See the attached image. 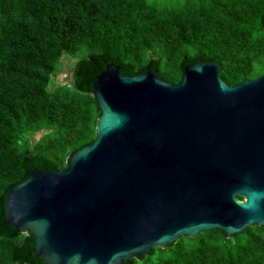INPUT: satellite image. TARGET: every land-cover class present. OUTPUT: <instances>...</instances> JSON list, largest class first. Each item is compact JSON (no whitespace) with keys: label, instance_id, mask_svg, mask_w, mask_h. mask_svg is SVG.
Returning a JSON list of instances; mask_svg holds the SVG:
<instances>
[{"label":"water","instance_id":"obj_1","mask_svg":"<svg viewBox=\"0 0 264 264\" xmlns=\"http://www.w3.org/2000/svg\"><path fill=\"white\" fill-rule=\"evenodd\" d=\"M88 56L76 86L96 100L95 137L65 168L23 156L24 176L0 196V233L30 234L13 258L130 264L183 235L264 226V70L227 84L200 54L172 83L156 58L130 73L105 52Z\"/></svg>","mask_w":264,"mask_h":264},{"label":"trees","instance_id":"obj_2","mask_svg":"<svg viewBox=\"0 0 264 264\" xmlns=\"http://www.w3.org/2000/svg\"><path fill=\"white\" fill-rule=\"evenodd\" d=\"M0 0V196L24 176L23 156L55 166L95 137L100 114L91 90L77 87V68L105 52L135 73L151 58L157 74L178 83L181 62L218 59L227 84L264 70V0ZM76 57L70 84L48 88L62 55ZM0 210V217H2ZM28 233H0V264ZM26 253L34 254L31 246ZM130 264H264V226L230 237L212 228L152 246Z\"/></svg>","mask_w":264,"mask_h":264},{"label":"rangeland","instance_id":"obj_3","mask_svg":"<svg viewBox=\"0 0 264 264\" xmlns=\"http://www.w3.org/2000/svg\"><path fill=\"white\" fill-rule=\"evenodd\" d=\"M160 4L174 5L176 1H159ZM76 61V57L64 54L61 56L58 65L55 70V74L52 76L48 88H52L57 84H70V72Z\"/></svg>","mask_w":264,"mask_h":264}]
</instances>
